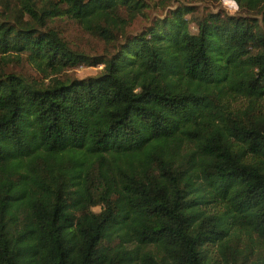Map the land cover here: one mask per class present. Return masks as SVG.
<instances>
[{
	"label": "trees",
	"instance_id": "trees-1",
	"mask_svg": "<svg viewBox=\"0 0 264 264\" xmlns=\"http://www.w3.org/2000/svg\"><path fill=\"white\" fill-rule=\"evenodd\" d=\"M185 1L0 0V264H264V0Z\"/></svg>",
	"mask_w": 264,
	"mask_h": 264
},
{
	"label": "rangeland",
	"instance_id": "rangeland-1",
	"mask_svg": "<svg viewBox=\"0 0 264 264\" xmlns=\"http://www.w3.org/2000/svg\"><path fill=\"white\" fill-rule=\"evenodd\" d=\"M145 2L149 6L145 12L146 15L138 16L126 29V32L130 35H135L140 33L150 24L151 20L163 17L169 9L171 8L174 9L179 3L184 4L187 1L174 0L172 3H170V6L168 5L166 7L162 6L159 3V0H145ZM193 5L197 7L199 13L217 12V11H223L224 13L230 15H235L237 13V10L235 12H229L228 7L225 4V0L217 4H205L201 2H195L193 3ZM55 26L59 27L62 30V33L66 41L73 48L84 51L86 54H88L91 57L101 56L104 54L103 52L104 45L102 42L85 34L69 20L66 19L56 20ZM191 31L195 32L193 26H191ZM101 69H102V65L100 64L95 65L93 61H88L87 63L80 64L79 66L71 70H67L65 73L62 74V77L66 76L69 78L84 80L96 76ZM9 70L14 71L18 74L27 75L29 77L31 76V78L36 79L37 81L42 80V78L39 75H37L36 72L31 67H29L24 61H22L18 65L12 64ZM44 82H48V80H45ZM95 211H98V209H95Z\"/></svg>",
	"mask_w": 264,
	"mask_h": 264
},
{
	"label": "clouds",
	"instance_id": "clouds-1",
	"mask_svg": "<svg viewBox=\"0 0 264 264\" xmlns=\"http://www.w3.org/2000/svg\"><path fill=\"white\" fill-rule=\"evenodd\" d=\"M225 4L228 7L229 12H235L239 8L236 0H225Z\"/></svg>",
	"mask_w": 264,
	"mask_h": 264
}]
</instances>
